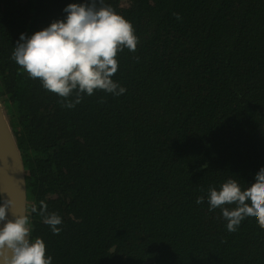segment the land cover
Segmentation results:
<instances>
[{"label":"trees","instance_id":"1","mask_svg":"<svg viewBox=\"0 0 264 264\" xmlns=\"http://www.w3.org/2000/svg\"><path fill=\"white\" fill-rule=\"evenodd\" d=\"M78 2L0 0V103L46 256L264 264L254 217L229 232L220 209L196 202L228 178L247 187L264 167V0H105L139 37L135 52L117 54L112 79L126 91H96L69 109L11 54L21 33ZM40 201L62 218L59 234L43 222Z\"/></svg>","mask_w":264,"mask_h":264},{"label":"clouds","instance_id":"2","mask_svg":"<svg viewBox=\"0 0 264 264\" xmlns=\"http://www.w3.org/2000/svg\"><path fill=\"white\" fill-rule=\"evenodd\" d=\"M63 19L31 35L21 33L11 54L14 60L42 87L60 98L62 107L79 104L85 95L103 91L119 96L126 89L112 77L118 71L117 54L125 48L135 52L139 37L132 23L116 12L105 0H81L69 3ZM180 19L178 13L174 14ZM206 167V165H204ZM209 211L220 209L229 232H235L246 217H254L264 229V167L252 183L241 188L236 179L228 178L220 187L209 186L206 197ZM32 212H37L35 205ZM11 202H0V264H52L46 245L32 236L30 216L11 213ZM39 215L54 234L61 232L62 218L49 212L40 201Z\"/></svg>","mask_w":264,"mask_h":264},{"label":"water","instance_id":"3","mask_svg":"<svg viewBox=\"0 0 264 264\" xmlns=\"http://www.w3.org/2000/svg\"><path fill=\"white\" fill-rule=\"evenodd\" d=\"M25 169L16 139L0 103V202L10 201L11 213H27Z\"/></svg>","mask_w":264,"mask_h":264}]
</instances>
